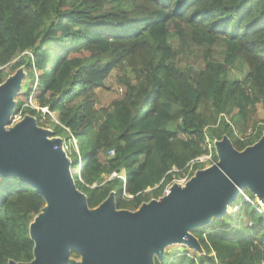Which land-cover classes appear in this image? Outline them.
<instances>
[{
  "label": "trees",
  "instance_id": "16d2710c",
  "mask_svg": "<svg viewBox=\"0 0 264 264\" xmlns=\"http://www.w3.org/2000/svg\"><path fill=\"white\" fill-rule=\"evenodd\" d=\"M188 47L200 57L183 60ZM8 65L32 78L13 117L50 122L47 109L58 115L53 135L76 140V186L90 209L115 193L117 210L137 211L191 167L192 177L196 159L218 162L215 140L241 152L264 132V0H0ZM114 74L123 95L101 106L97 91ZM244 196L256 200L244 190L193 232L203 254L183 248L154 263L264 264V216ZM45 206L34 188L0 176V264L34 260L30 225Z\"/></svg>",
  "mask_w": 264,
  "mask_h": 264
},
{
  "label": "water",
  "instance_id": "95a60500",
  "mask_svg": "<svg viewBox=\"0 0 264 264\" xmlns=\"http://www.w3.org/2000/svg\"><path fill=\"white\" fill-rule=\"evenodd\" d=\"M23 78L18 70L0 85V176L28 184L46 206L30 225L34 260L9 264H69L73 252L81 257L73 264H155L173 245L203 254L193 232L226 216L244 190L264 205L263 132L241 152L227 136L215 140L218 162L198 170L184 186L173 184L162 198L137 211L117 210L115 193L90 209L77 189L61 138L49 139L52 132L40 129L32 116L5 129Z\"/></svg>",
  "mask_w": 264,
  "mask_h": 264
},
{
  "label": "rangeland",
  "instance_id": "374dc122",
  "mask_svg": "<svg viewBox=\"0 0 264 264\" xmlns=\"http://www.w3.org/2000/svg\"><path fill=\"white\" fill-rule=\"evenodd\" d=\"M218 51L223 54L225 52V47L220 44V46L218 47ZM200 54H201V51L200 50H196L192 47H188L186 50H185V53H184V59L183 60H186V59H194L196 58L197 56L200 57ZM28 55V54H27ZM19 60V59H18ZM18 70H21L23 73H24V78H23V81H22V87H21V91L19 94H23V93H26L27 89L30 87L31 83H32V78L27 74V72L25 71L24 67L20 68V69H17L16 71H12L11 70V65H8L6 66L5 68H3V71L2 73L4 74V80L2 83H0V85L4 84L8 79H10L12 76H14ZM239 77H242V75L238 74ZM117 77L116 75L114 74L107 82H106V86L105 88H102V89H99L97 92H98V96H99V101H100V104L101 106H107L109 105L112 101L116 100V99H119L122 97L123 95V89H122V86H120L118 84V82L116 81ZM36 87V82L33 83V90L35 89ZM18 94V95H19ZM16 105H17V102H16ZM50 116V122L47 121V120H42V121H39L37 118L36 121H37V126L40 128V129H43V130H48V131H51L52 132V135L49 137V139H53V138H61L63 140V142H68L67 138L69 136V133L66 132V136H54L53 135V130H52V126H50V123H53V124H57L58 122V115L56 113H51L49 114ZM260 121H264V114L262 112V110H259V113H258V116ZM12 120H13V117H12ZM14 122L12 121L11 125L9 124L8 126H6V130H8L10 127L14 126ZM250 132H248V135H249ZM217 141V140H216ZM215 143V141H214ZM213 143V144H214ZM208 147L210 148V145H208ZM71 151H69V157L70 159L72 160V174H73V178H74V181L76 183V180H77V168H76V165L74 164V157H71ZM81 165V164H80ZM201 167L198 168V170H204L208 167H211L213 165V163H210L208 161H206L204 164H199ZM195 168V166L193 167V169ZM197 170V171H198ZM196 171V172H197ZM176 172V171H175ZM195 172V173H196ZM194 173V174H195ZM191 171H189L188 175H185L184 177H177L176 180H175V183L176 184H180L182 186H184L186 183H181L182 180H185V178H188V180H190L192 177H191ZM174 183V184H175ZM168 190V189H167ZM259 201V200H258ZM261 203V202H260ZM262 205V203H261ZM263 206V205H262ZM183 248L185 249H188V247L186 246H183V245H173V246H169L167 247L166 251H174V250H183ZM192 254H198L196 251L194 250H191ZM81 260V257H73L71 255V259H70V263L69 264H73V263H79Z\"/></svg>",
  "mask_w": 264,
  "mask_h": 264
},
{
  "label": "built area",
  "instance_id": "2783aa9c",
  "mask_svg": "<svg viewBox=\"0 0 264 264\" xmlns=\"http://www.w3.org/2000/svg\"><path fill=\"white\" fill-rule=\"evenodd\" d=\"M36 87H37V83H36ZM36 87H35V89H36ZM35 89H34V90H35ZM29 103H30V106H32L33 108H36V109L38 108V107L36 106V104L33 102L32 98L30 99V102H29ZM41 111H42L43 113L51 114L47 109H41ZM21 120H22L21 115H17V116H15V117H13V120H11V123H12V121H13L14 124H16L17 122H19V121H21ZM57 123H58V122H57ZM250 134H251V132L249 133V135H250ZM72 147H75L76 151L79 152V151H78V147H77V142H76V140H75L73 137H71V139H69L68 142H64V143H63V149H64V151H65L67 154H69V151L72 150ZM110 155H111V156H114V152H113V151L110 152ZM206 161L212 163V157H211V155L203 156V157H201V158H198V159L195 160L194 163H200V164L202 163V164H204ZM80 166H81V165H80ZM191 170H192V167H191L190 171H191ZM77 174L80 175V171H77ZM122 179H123L124 183H126L125 178L122 177ZM187 181H188V178H185V180H182L181 183H187ZM125 195H126V194H125ZM127 197H128V196L126 195V198H127ZM244 199H245L250 205L255 206L256 210H257L261 215L264 216V206H262L261 203H260L257 199L255 200V202H253L250 198H248V197H246V196H244Z\"/></svg>",
  "mask_w": 264,
  "mask_h": 264
},
{
  "label": "bare ground",
  "instance_id": "6f19581e",
  "mask_svg": "<svg viewBox=\"0 0 264 264\" xmlns=\"http://www.w3.org/2000/svg\"><path fill=\"white\" fill-rule=\"evenodd\" d=\"M262 203V202H261ZM262 205H263V203H262ZM264 206V205H263Z\"/></svg>",
  "mask_w": 264,
  "mask_h": 264
}]
</instances>
